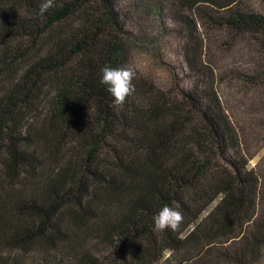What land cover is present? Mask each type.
<instances>
[{"label":"trees","instance_id":"trees-1","mask_svg":"<svg viewBox=\"0 0 264 264\" xmlns=\"http://www.w3.org/2000/svg\"><path fill=\"white\" fill-rule=\"evenodd\" d=\"M42 2L0 0V264H263L264 187L229 154L211 52L245 38L264 85V8L169 0L196 83L170 98L135 78L114 107L100 79L127 65L116 1ZM175 203L180 230L153 231Z\"/></svg>","mask_w":264,"mask_h":264},{"label":"rangeland","instance_id":"rangeland-1","mask_svg":"<svg viewBox=\"0 0 264 264\" xmlns=\"http://www.w3.org/2000/svg\"><path fill=\"white\" fill-rule=\"evenodd\" d=\"M115 1L124 25L126 62L135 67L136 78L152 83L170 98L193 87L197 80L187 69L169 0ZM244 2L254 10L264 8V0ZM244 39L232 42L222 37L211 53L217 64V93L239 140L238 150L229 154L244 159L264 187V85L249 80L258 61Z\"/></svg>","mask_w":264,"mask_h":264},{"label":"clouds","instance_id":"clouds-1","mask_svg":"<svg viewBox=\"0 0 264 264\" xmlns=\"http://www.w3.org/2000/svg\"><path fill=\"white\" fill-rule=\"evenodd\" d=\"M56 6L55 0H43L39 5V14L44 16L50 9ZM137 71L132 65L111 67L105 65L101 68L100 83L106 86L107 92L113 97V106H123L126 99L136 91L135 80ZM180 205H164L157 214L152 217L153 231L162 232L171 230L178 232L184 222V214L179 210Z\"/></svg>","mask_w":264,"mask_h":264}]
</instances>
